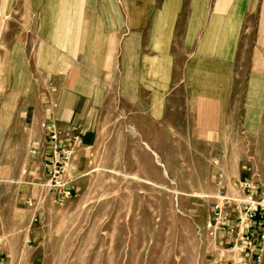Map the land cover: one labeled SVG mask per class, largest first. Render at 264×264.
<instances>
[{"label":"rangeland","instance_id":"obj_1","mask_svg":"<svg viewBox=\"0 0 264 264\" xmlns=\"http://www.w3.org/2000/svg\"><path fill=\"white\" fill-rule=\"evenodd\" d=\"M147 1L139 8L151 15L166 6L167 15L177 10L132 23L131 0H0L3 264H225L215 259L226 244L204 231L218 182L239 199L237 182L250 180L264 210V0H180L177 7L174 0ZM132 26L140 59L133 90L145 104H151L147 94L158 93L150 83L159 69L155 62L141 75L143 56H164L175 79L182 66V89L160 94L176 96L172 108L180 96L184 111L191 62L220 59L226 104L215 143L166 149L161 122L146 127L132 120L124 102L131 94V54L123 47ZM163 30L168 37H158ZM70 68L90 74L89 85L80 87L90 99L85 127L73 126L82 144L68 168L70 194L61 197L47 186L42 150L31 154L38 152L31 114L44 93L42 76Z\"/></svg>","mask_w":264,"mask_h":264},{"label":"crops","instance_id":"obj_2","mask_svg":"<svg viewBox=\"0 0 264 264\" xmlns=\"http://www.w3.org/2000/svg\"><path fill=\"white\" fill-rule=\"evenodd\" d=\"M144 1L145 0H131L130 21L132 23L139 21L140 16H144L146 21H157L159 20L160 14L164 11L165 15H167V6L159 11L156 10L152 15L149 14V12L146 13L144 8H139V6L145 4ZM146 2L147 5H149V1L146 0ZM179 2L180 0H174V6L177 7ZM166 5H168V1ZM176 10L177 9L167 16L175 14ZM115 17L120 19L118 15ZM163 20L170 21L171 18L166 19L165 17ZM133 27L134 26H132L128 43H124L123 46L125 49L129 50L131 54V94L129 99L125 98L124 102L127 105L125 109L130 114L132 120L137 119V125L141 123V125L146 127H153L161 122L163 128L162 134L167 139L163 147L166 149H182L185 147L182 145L184 142L198 144L215 143L217 138L220 137L223 127L221 125L220 112L222 109H225L224 106L226 104L225 73L223 74V72H225V67L220 66V59L205 56L204 59L200 58L191 62L190 66L187 68L186 76L184 75V87L189 91V105L186 111H184V109H182V98L180 96L178 99L180 104L177 108L174 106L172 108V103L175 102L176 96L173 93L170 94L171 88L182 89V66L179 71V77L175 79L173 77L174 75L172 76L171 68L167 69L165 67L164 56H162V60L160 58L149 59L151 58L149 55L143 56L141 58V61H143L141 75L144 69L146 70V74L149 75L150 69L148 67L152 64L151 67L154 69L156 66L155 62H157L159 69L157 70V77H152L153 79L150 83L156 87L157 90L154 91H158V93L155 94V92H153L151 96L147 94V97L151 98L147 100V102L150 101L151 104H145L146 100H141L138 92L134 93L135 90H133V87L136 86L135 89L138 91V78L140 77L139 45L138 40H135L139 38V31L135 30ZM167 34L163 30L159 33L158 37L166 38L168 37ZM129 42L130 46L128 45ZM211 48L213 49V47ZM214 49L217 50V48ZM164 51L165 46H163V52ZM82 60L86 61L85 56L82 57ZM115 60V73L117 74L119 65L117 58ZM211 61L213 63H211ZM145 62L147 63L146 66ZM221 67L222 69H220ZM153 69L151 70L152 75H154L155 72ZM84 72V70L81 71L78 69L74 71L73 68H70L65 75L59 72L42 76V80L44 79V81L40 84L45 87L44 93H41V91L38 92L37 100L39 104L31 114V117L38 131V134L35 135V139H33L32 142L35 149L38 151L36 154H39V150H42L43 153L41 158L43 161H47L48 159L51 143L45 138L43 131L40 129L42 123L55 122L58 127L70 129L71 131L74 128L73 126L85 127L86 125L87 120L85 112L90 97L87 92H82L80 87L89 85L90 74L86 75ZM220 74L223 75L220 76ZM122 78L123 77H121V79ZM166 89H170L169 94L161 95L160 93L166 91ZM122 101L123 99H121V102ZM137 103L143 104L141 107H136L135 104ZM182 117H185L186 122H182ZM175 118H178V122H175V120L172 121V119ZM134 124L135 122H132V125ZM185 128L187 129L185 130ZM184 133L187 134V138L182 137ZM148 148L153 150L160 149V147L156 145H148ZM186 148H189V145L186 146Z\"/></svg>","mask_w":264,"mask_h":264},{"label":"built area","instance_id":"obj_3","mask_svg":"<svg viewBox=\"0 0 264 264\" xmlns=\"http://www.w3.org/2000/svg\"><path fill=\"white\" fill-rule=\"evenodd\" d=\"M40 128L51 143L46 161L47 186L58 196L67 197L70 194L65 189V181L70 177L68 168L82 139L70 129L58 127L55 122L42 123ZM31 154L36 152L31 151ZM236 186L241 195L239 199L229 197L221 181L218 182L216 202L211 207L204 231L226 244V247L218 248L215 260L225 264H259L264 243L262 202L257 197L256 185L250 180L239 181ZM0 264H3L1 255Z\"/></svg>","mask_w":264,"mask_h":264}]
</instances>
